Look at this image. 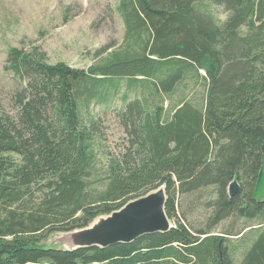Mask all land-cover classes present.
Returning a JSON list of instances; mask_svg holds the SVG:
<instances>
[{
    "label": "trees",
    "instance_id": "1",
    "mask_svg": "<svg viewBox=\"0 0 264 264\" xmlns=\"http://www.w3.org/2000/svg\"><path fill=\"white\" fill-rule=\"evenodd\" d=\"M117 11L125 50L87 69L9 49L5 69L24 86L15 111L0 113V264H264V199L253 197L264 163V0H119ZM125 77L141 96L117 112L124 135L113 150L102 120L84 111ZM191 81L168 113L165 96ZM160 186L175 221L167 231L105 246L45 242ZM178 192L202 208L198 224L177 215Z\"/></svg>",
    "mask_w": 264,
    "mask_h": 264
},
{
    "label": "rangeland",
    "instance_id": "2",
    "mask_svg": "<svg viewBox=\"0 0 264 264\" xmlns=\"http://www.w3.org/2000/svg\"><path fill=\"white\" fill-rule=\"evenodd\" d=\"M206 2L199 6L209 7L222 18L226 16L222 5ZM118 3L119 0H0V113L15 111V93L24 86V81L13 70L5 69L12 46L44 54L49 62L65 61L87 69L93 63L104 61L113 50L124 47L125 25L117 11ZM108 45L111 46L103 51ZM126 81L127 78H123L119 92L112 93L102 102L93 100L84 111L102 120L107 137L104 143L113 150L117 149L124 135L117 112L127 101L141 96V88L128 89ZM192 86L191 81L189 86L182 85L180 90L165 96L168 113L172 102L178 101L184 92L191 93ZM184 212L196 224L203 214L192 195L178 192L177 215L182 217ZM111 214H102L81 229L54 232L45 242L47 245L67 246L69 241L78 240L81 230L93 228ZM228 224L230 219L225 220L219 229Z\"/></svg>",
    "mask_w": 264,
    "mask_h": 264
},
{
    "label": "water",
    "instance_id": "3",
    "mask_svg": "<svg viewBox=\"0 0 264 264\" xmlns=\"http://www.w3.org/2000/svg\"><path fill=\"white\" fill-rule=\"evenodd\" d=\"M239 189L238 181L232 180L228 187L229 194L234 195ZM253 196L264 199V163L260 168ZM166 199V191L162 186L132 199L93 228L81 230L78 240L69 241L67 248L129 242L145 233L167 231L174 224L165 209Z\"/></svg>",
    "mask_w": 264,
    "mask_h": 264
},
{
    "label": "bare ground",
    "instance_id": "4",
    "mask_svg": "<svg viewBox=\"0 0 264 264\" xmlns=\"http://www.w3.org/2000/svg\"><path fill=\"white\" fill-rule=\"evenodd\" d=\"M254 197V196H253Z\"/></svg>",
    "mask_w": 264,
    "mask_h": 264
}]
</instances>
